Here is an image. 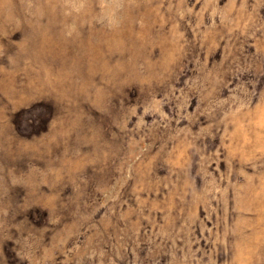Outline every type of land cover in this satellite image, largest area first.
<instances>
[{
    "label": "rangeland",
    "instance_id": "374dc122",
    "mask_svg": "<svg viewBox=\"0 0 264 264\" xmlns=\"http://www.w3.org/2000/svg\"><path fill=\"white\" fill-rule=\"evenodd\" d=\"M0 264H264V0H0Z\"/></svg>",
    "mask_w": 264,
    "mask_h": 264
}]
</instances>
